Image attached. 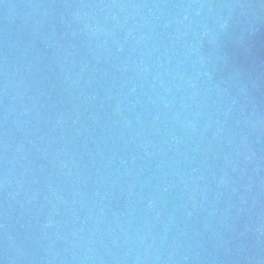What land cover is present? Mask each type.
<instances>
[{"label": "water", "instance_id": "1", "mask_svg": "<svg viewBox=\"0 0 264 264\" xmlns=\"http://www.w3.org/2000/svg\"><path fill=\"white\" fill-rule=\"evenodd\" d=\"M0 264H264V0H0Z\"/></svg>", "mask_w": 264, "mask_h": 264}]
</instances>
